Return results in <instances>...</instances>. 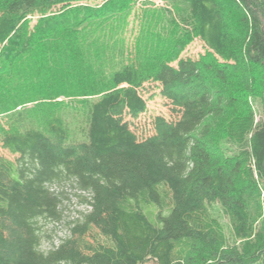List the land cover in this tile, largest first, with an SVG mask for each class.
I'll list each match as a JSON object with an SVG mask.
<instances>
[{"label": "trees", "instance_id": "16d2710c", "mask_svg": "<svg viewBox=\"0 0 264 264\" xmlns=\"http://www.w3.org/2000/svg\"><path fill=\"white\" fill-rule=\"evenodd\" d=\"M163 1L0 0V264H264V0ZM146 84L173 118L139 138Z\"/></svg>", "mask_w": 264, "mask_h": 264}, {"label": "rangeland", "instance_id": "374dc122", "mask_svg": "<svg viewBox=\"0 0 264 264\" xmlns=\"http://www.w3.org/2000/svg\"><path fill=\"white\" fill-rule=\"evenodd\" d=\"M148 2L149 0H132V3H134V7L139 8V12L143 4H145L144 7L148 6ZM165 4L166 3L163 0H152V5L154 7H164ZM134 7L133 10H135L129 17L128 25L125 28H120L119 30L121 31V35L124 38L123 41H125L126 46L128 47L132 46L130 42L134 41V38L137 35L138 22L136 20L134 22L131 21L133 16L137 17V15L139 14L137 9ZM36 20L37 17H34L32 19V25L35 24ZM109 28H114V26H110ZM146 38L147 37H145V39ZM144 44L146 43H141V45ZM204 53V44L197 38L193 37L182 46L178 54L181 58L197 59ZM145 86L146 89L142 93V95L147 103L146 112L140 114L137 119L131 121V128L139 138H144L152 134V122L156 116H163L166 119L173 118L170 114L167 102L159 94V88H157V86L153 84H146ZM248 103L252 106V109L254 110L255 121H257L261 117V107L259 99L257 97H250L248 98ZM27 107H30V104L27 105ZM0 155L10 160L14 159V156L10 155L7 151H4L2 149H0ZM53 189L58 191L61 188L53 186ZM62 190L64 192L65 198L62 201L63 212L61 220L51 222L46 221L42 224L44 238L41 247L43 250H48L53 246L58 245L63 239H65L69 234L70 224L79 217L80 212H83L85 210V206L80 203V199L78 198V192H76L75 190H71L66 186L62 187ZM212 217L217 219L225 229L227 228V220L224 216H222V214L214 211Z\"/></svg>", "mask_w": 264, "mask_h": 264}]
</instances>
